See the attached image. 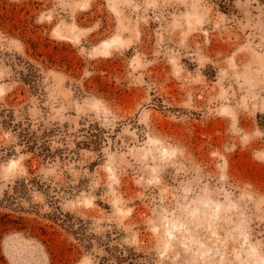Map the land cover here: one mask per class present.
Masks as SVG:
<instances>
[{"label": "rangeland", "instance_id": "1", "mask_svg": "<svg viewBox=\"0 0 264 264\" xmlns=\"http://www.w3.org/2000/svg\"><path fill=\"white\" fill-rule=\"evenodd\" d=\"M0 264H264V0H0Z\"/></svg>", "mask_w": 264, "mask_h": 264}]
</instances>
